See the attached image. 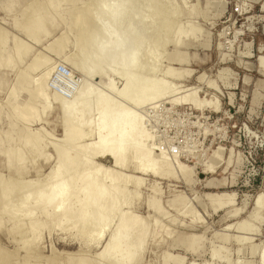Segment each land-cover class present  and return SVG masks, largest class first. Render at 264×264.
<instances>
[{
    "label": "rangeland",
    "instance_id": "rangeland-1",
    "mask_svg": "<svg viewBox=\"0 0 264 264\" xmlns=\"http://www.w3.org/2000/svg\"><path fill=\"white\" fill-rule=\"evenodd\" d=\"M10 1V9L3 10ZM44 1L0 0V30L7 37L6 51H12L16 42L29 49L28 54L13 62L11 67L0 68V177L35 183L46 177L54 164V150L50 145L42 153L48 161L42 164L30 156L28 147L18 146L17 133L23 128L31 132L42 129L40 135L45 142L61 139L60 107L48 101V110L42 113L43 102L39 101L35 121L21 124L10 119L7 98L16 82V73L28 70L33 56L40 53L49 61L48 65L56 69L49 80L50 88L69 98L70 93L65 91L67 87L71 90L80 86L93 87L115 101L116 107L132 110L131 113L142 119L144 124L141 125L151 135L153 145L148 146L149 140L145 147L147 145L155 151L152 158L157 155L154 158L157 162L160 159L158 154L163 153L162 158L169 164L172 175L159 179L149 175L137 176L139 173L128 167L127 170L117 167L111 170L114 167L109 157H94V162H100L105 170L141 181L138 210L126 205L127 208H123L147 222L151 236L144 242L140 255L130 264H261L264 216L259 223L251 220L252 224L249 215L254 213L253 202L258 200V194L264 196V70L257 66V59L264 55V0H168L169 5L178 11L176 22L183 28H194L195 38L177 46L166 42L159 49L156 60L149 63L141 75L134 77L146 81L160 79L171 87L162 98H146L137 107L119 98L113 92L115 90L108 87L110 75L97 79L85 77L45 48L55 38L67 36L69 42L67 40L64 53H74L68 16L58 19V11H53L48 34L40 35L39 43L13 26V19L21 18L20 11L26 5ZM55 1L61 2V10L67 7L66 0ZM74 1L78 5L81 0ZM173 52L185 61L168 60ZM169 69L177 75L165 74ZM26 73L30 79L35 76V73ZM115 79L112 78L115 89H119L122 81ZM193 93L199 100H215L218 108L211 110L205 103L201 108H194L183 102L182 96ZM173 99L178 100L175 103ZM26 101V93L19 91L17 105ZM89 129V136L86 135L80 144L94 142V130ZM8 132L13 139L4 142ZM14 146L19 147L24 157L22 165L9 164V160L2 156L6 147ZM216 148L220 151L219 162L214 172H208L207 163ZM179 166L188 175L180 174ZM149 199L157 202L159 211L146 208ZM115 217L111 218L101 237L87 243V237L82 238V232L81 238L78 237L79 233L76 234L73 228L61 231L55 226L42 230L35 258L20 247L22 238L10 232L4 218L0 227V248L13 254L14 264L25 261L46 264L48 260L52 264H107L106 261L96 263L93 257L108 242L116 223ZM38 218L41 220V215ZM237 224H243L247 231L237 230ZM25 235L29 236L30 232ZM238 236L241 237L239 241Z\"/></svg>",
    "mask_w": 264,
    "mask_h": 264
},
{
    "label": "bare ground",
    "instance_id": "bare-ground-1",
    "mask_svg": "<svg viewBox=\"0 0 264 264\" xmlns=\"http://www.w3.org/2000/svg\"><path fill=\"white\" fill-rule=\"evenodd\" d=\"M11 2L3 6V10L10 9ZM66 2L67 7L64 10L60 8V1L30 3L20 11L19 20L13 19V26L33 42L39 43L40 35L48 34V22L53 11L57 10L58 19L69 17L68 32L72 34L74 53H64L67 36L55 38L48 42L45 48L62 59V62L85 77L110 75L108 87L115 90L113 92H116L119 98L136 107L146 98H162L165 92L171 91V87L160 79L146 81L134 78L141 75L142 70L156 60L159 49L166 42L177 46L195 38L194 28H183L176 22L178 11L169 5L168 0H81L78 5L74 4V0ZM6 42V34L0 30V68L11 67L13 62L21 60L29 52L28 47L20 42H16L14 49L7 52ZM168 60H176L179 63L185 61L175 52ZM48 64L49 61L40 53L33 56L29 69L16 73V82L7 93V98L10 102V119L21 124L35 121L39 101L43 102L42 113L48 110V101L60 107L61 139L45 142L40 135L42 129L31 132L23 128L17 133L18 146L28 147L30 156L40 160L42 164L48 161L42 153L45 147L50 145L54 150V164L46 177L35 183L18 178L4 180L0 177V227L5 218L10 232L17 233L22 238L20 247L25 248L28 256L35 258L37 240L42 230L55 226L61 228V231L73 228L76 234L79 233L78 237L80 232L85 235L81 233L82 238L87 237V243L93 238L101 237L111 218L116 216L108 242L106 241L105 246L93 259L96 263L106 261L107 264H130L140 255L144 242L151 236L147 222L140 220L136 213L124 210L126 206L138 210L141 181L130 175L124 176L123 173H112L113 171L109 170L111 167L107 171L100 162H94L95 158L104 155L109 157L114 167L111 170L115 167H128L132 168V171L136 170L139 173L137 176L149 175L159 179H167L172 175L169 164L162 158L163 153L160 151L159 161L154 160L157 155L152 158L155 151L151 148V135L149 136L147 128L141 125L142 119L136 113L137 116L132 114V110L129 112V109L116 107L115 101L93 87L80 86L71 90L66 85L67 90H64L70 93L67 98L64 93L49 87V80L56 69ZM257 66L264 70V55L257 59ZM26 71L35 73L34 78H28ZM165 74L177 75L171 69L166 70ZM112 78L121 79L119 89H115ZM19 91L26 93L27 101L23 105H17L19 103L16 102ZM182 97L183 102L194 108H199L204 103L211 110L218 108L215 100H199L194 93ZM177 100L173 99L172 102L176 103ZM89 114L90 116L86 117ZM89 125H92V128H89L94 130V142L87 143L88 145L80 144L86 135L89 136ZM12 139L10 132L5 134L4 142ZM147 142L150 143V148L147 145L145 147V143L149 144ZM219 153L216 148L208 161L210 163H207L208 172L215 171ZM2 156L9 160V164L14 162L22 165L24 162V157L16 146L6 147ZM179 168L180 174L188 175L183 167ZM258 195L261 199V194ZM259 198L253 202L254 213L249 215L250 221L258 223L264 216V196L261 200ZM145 206L150 211L153 209L157 212L160 209L157 202L151 199L146 201ZM237 225V230L247 231L243 224ZM27 231L30 232L29 236L25 235ZM238 238L241 237H237L239 241ZM262 249L261 264H264V247ZM0 264H14L13 254L0 248ZM23 264L29 263L25 261ZM46 264L52 263L48 260Z\"/></svg>",
    "mask_w": 264,
    "mask_h": 264
},
{
    "label": "snow or ice",
    "instance_id": "snow-or-ice-1",
    "mask_svg": "<svg viewBox=\"0 0 264 264\" xmlns=\"http://www.w3.org/2000/svg\"><path fill=\"white\" fill-rule=\"evenodd\" d=\"M67 76V74L65 73V77Z\"/></svg>",
    "mask_w": 264,
    "mask_h": 264
}]
</instances>
